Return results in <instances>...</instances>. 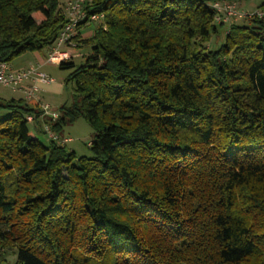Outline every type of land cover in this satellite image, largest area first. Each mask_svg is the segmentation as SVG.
Here are the masks:
<instances>
[{"label":"trees","instance_id":"obj_1","mask_svg":"<svg viewBox=\"0 0 264 264\" xmlns=\"http://www.w3.org/2000/svg\"><path fill=\"white\" fill-rule=\"evenodd\" d=\"M66 1L0 0V63L48 51ZM212 2L86 0L72 105L0 99V264H264V17L208 49ZM78 118L89 158L57 142Z\"/></svg>","mask_w":264,"mask_h":264},{"label":"rangeland","instance_id":"obj_2","mask_svg":"<svg viewBox=\"0 0 264 264\" xmlns=\"http://www.w3.org/2000/svg\"><path fill=\"white\" fill-rule=\"evenodd\" d=\"M69 1L71 0L63 2L62 8H64L65 4ZM236 2L238 10L244 14H247L248 16L238 18L236 20L232 19L228 23L224 24L223 28H218V34L213 36L206 46L208 49H216L223 43L224 31L228 25L245 23L248 19L252 18L251 14L253 15V13L255 12H263L264 14V11L260 9V6L264 5V0H236ZM96 25L97 23H91L84 26L80 30L81 36L83 38H89V35H91V33L94 31ZM77 46L78 45H75L74 43V46H72V48L70 49L72 54L74 55V59L72 61L75 66L83 63L85 56L90 53L89 47L80 46L79 48H77ZM46 52V50H43L41 54L46 55ZM29 61L35 63L34 54L32 55L30 53H26L22 56H19L16 59L12 60L9 65L10 67L17 69L20 67H27ZM42 71L54 81L52 83L54 91H50V93L48 94L47 92L42 93L39 91L38 93H35V98L31 101L34 102L37 98L40 99L42 97V103H44L43 105H47L51 110L54 111H57L61 106H71L75 95L73 84L71 82H66L65 80L68 79L73 70L60 69L59 66L45 64ZM21 96L22 95L20 93L13 92L10 89L0 88V99H18ZM7 115V112H0V118H5ZM28 127L32 129L31 125H29ZM58 136L59 139L57 142L61 145H64L67 151L74 152L76 158H89L91 156L89 151V144L94 138V132L90 125L85 121V119L78 118L72 124L66 125ZM38 137L43 145H47V136L39 134ZM63 140L67 141L63 142ZM7 256L11 262L14 260L13 254H11L10 252Z\"/></svg>","mask_w":264,"mask_h":264},{"label":"built area","instance_id":"obj_3","mask_svg":"<svg viewBox=\"0 0 264 264\" xmlns=\"http://www.w3.org/2000/svg\"><path fill=\"white\" fill-rule=\"evenodd\" d=\"M86 0H71L65 4L64 15L67 17V23L60 31L54 44L48 49L45 55L44 62L47 65L58 66L63 62L69 61L74 58L71 52L74 43L72 39L76 35V28L81 22H99L103 19V15L91 14L88 15L85 10H82ZM210 9L215 13V21L218 24H226L229 21L236 20L248 16L238 10L236 0H213L209 4ZM253 15L264 17L263 12H255ZM251 14V16H253ZM41 81L44 83H52L53 80L45 73L38 71V67L30 66L21 70H13L8 63H0V88L10 89L16 91L22 88L25 82ZM37 87L32 84L24 89V99L31 101L35 98ZM41 111L43 116L48 117L52 121L56 120L59 116L57 111L51 110L47 105H42ZM31 121V118H28ZM49 137L56 139V137L49 131ZM67 140H63L66 142Z\"/></svg>","mask_w":264,"mask_h":264},{"label":"crops","instance_id":"obj_4","mask_svg":"<svg viewBox=\"0 0 264 264\" xmlns=\"http://www.w3.org/2000/svg\"><path fill=\"white\" fill-rule=\"evenodd\" d=\"M79 34H80V37H81V39H85V37L83 38L82 36H81V33H80V31H79ZM91 35H89V37H90ZM35 55V63H32L31 61H29L28 62V65H27V67H20V68H17V69H14V68H12L13 70H21V69H25V68H28V67H30V66H36V67H38V71H40V72H42V73H44L43 71H42V69L44 68V58H45V55H42L41 53H32V55ZM43 56V57H42ZM10 66V65H9ZM54 82V81H53ZM52 82V83H53ZM52 83H44V82H41V81H34V82H25L23 85H22V88H19L18 90H16V91H13V92H16V93H20L22 96L20 97V98H23V96H24V89H25V87H29L30 85H32V84H34L36 87H37V91H36V93H38L39 91L40 92H42V93H45V92H47V94L48 93H50V91L51 92H53L54 90V88H53V84ZM54 87H56V86H54ZM40 98V97H39ZM42 97L40 98V99H36L34 102H32V101H30L29 102V104L30 105H38L39 107H41L44 103H42L43 101H42Z\"/></svg>","mask_w":264,"mask_h":264}]
</instances>
